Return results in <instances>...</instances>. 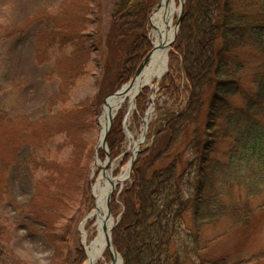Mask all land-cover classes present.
<instances>
[{"label":"rangeland","instance_id":"1","mask_svg":"<svg viewBox=\"0 0 264 264\" xmlns=\"http://www.w3.org/2000/svg\"><path fill=\"white\" fill-rule=\"evenodd\" d=\"M114 1L0 0V264H73L76 248L83 251V264L86 254L79 223L88 217L95 203L91 184L103 170L96 158L105 169L119 173L130 164L133 147L142 134L145 138L137 145L139 151L152 142L155 147L163 145L168 134L163 132L156 137L154 131L163 125L164 115L179 112L186 102L184 92L175 100L160 94L161 79L155 80L142 87L132 100L126 97L116 109L111 125L121 113L124 133L117 154H111L108 142V156L105 148L97 146L98 121L104 104V98L96 104L98 81ZM176 2L179 6V0ZM176 19L177 16L174 23ZM75 34H81L91 46L90 55L79 61L80 69L66 67L65 73L59 66L73 44L71 35ZM61 36L65 38L62 40ZM53 37L57 38L52 43ZM171 51L172 45L168 69ZM244 53L249 50L244 49ZM243 80L248 86L250 69L245 68ZM151 94L153 108L144 132L143 119ZM230 100L240 102L238 96ZM206 108L204 102L196 121L170 151L168 160L177 154L182 156L178 171L186 161L192 129L205 121ZM227 142L224 140L222 148ZM133 165L134 162L132 170ZM132 170L111 195L109 211L117 223L124 212L120 193L131 183ZM233 195L237 197L238 189ZM249 202L250 205H238L236 211H229L196 231L193 214L184 211L179 232L185 237L186 232L193 231L198 242L188 240V253L178 251L181 264H264V190ZM28 205H36L43 214L35 216ZM247 206L251 207L249 213L245 211ZM54 212L60 213L59 217H52ZM48 222L51 232L46 235ZM92 224L93 220L88 219L90 236L94 234ZM114 248L124 264L123 252ZM178 248V243L171 242L172 254ZM105 258L111 260L108 251Z\"/></svg>","mask_w":264,"mask_h":264},{"label":"trees","instance_id":"2","mask_svg":"<svg viewBox=\"0 0 264 264\" xmlns=\"http://www.w3.org/2000/svg\"><path fill=\"white\" fill-rule=\"evenodd\" d=\"M157 2L114 1L96 104L130 80L149 52L148 20ZM75 35L59 66L65 73L66 67L80 69L79 61L90 55L91 46L81 34ZM244 49L249 53L243 54ZM245 68L250 69L248 86L243 80ZM159 88L160 94L174 100L184 92L186 102L179 112L164 115L163 125L154 132L156 137L168 134L166 141L156 147L152 142L139 151L131 183L120 193L124 212L112 237L123 252L124 264H181L178 251L188 253L187 241L198 242L193 231L185 237L179 232L184 211L193 214L196 231L236 211L238 205H250L249 199L264 190V0H186L169 69ZM232 96L240 102H232ZM204 102L205 121L192 129L186 161L178 171L182 156L168 160L170 151L196 121ZM122 119L120 113L106 138L112 155L124 139ZM224 140L228 142L222 148ZM27 209L35 216L43 214L36 205ZM245 211L251 212V207ZM59 215L54 212L52 217ZM47 225L46 235L51 232ZM171 242L179 245L174 254L169 250ZM75 256L73 264H81L80 248Z\"/></svg>","mask_w":264,"mask_h":264},{"label":"bare ground","instance_id":"3","mask_svg":"<svg viewBox=\"0 0 264 264\" xmlns=\"http://www.w3.org/2000/svg\"><path fill=\"white\" fill-rule=\"evenodd\" d=\"M180 1V0H179ZM179 6L176 0H161L158 7L152 12L150 17L151 24V39L152 52L147 58L145 64L136 74L134 80L130 84L123 85L116 95L108 96L103 104V111L99 116L100 137L102 138L111 117L116 108L129 97L134 98L136 93L144 86L151 85L157 80L168 67V51L170 49L171 40L175 35L174 19L178 15ZM151 104L148 109V115L152 112L154 95L150 96ZM132 105L130 106V109ZM145 134L139 137V142H142ZM137 142L133 147L135 151L138 148ZM102 145V144H101ZM101 147V146H100ZM96 164L104 167L98 159ZM129 165H126L119 173L114 174L112 170L103 169L96 179L91 184V192L94 197V206L89 212L88 217L79 223V231L81 242L83 243L86 258L83 264H97L99 261H104L105 264H122L121 255L114 248L109 249L107 239L111 236V228L115 224V218L109 214L107 200L110 197L118 184H123L128 178ZM88 219L93 220L92 232L90 236L86 227ZM111 252L113 259L106 260L105 252Z\"/></svg>","mask_w":264,"mask_h":264},{"label":"water","instance_id":"4","mask_svg":"<svg viewBox=\"0 0 264 264\" xmlns=\"http://www.w3.org/2000/svg\"><path fill=\"white\" fill-rule=\"evenodd\" d=\"M160 1H161V0H160ZM160 1L155 5V7L153 8L152 12L158 7V5L160 4ZM183 5H184V0H180V1H179V12H178L177 19H176V23H175V35H174V37H173L172 40H171V44H172V42L174 41V39H175V37H176V34H177L178 25H179V22H180L181 14H182V12H183ZM151 52H152V49L148 52V54H147V55L144 57V59L141 61L140 65L138 66V68H137V70H136V72H135V75L132 77V79L129 81L128 84H130V83L134 80L136 74H137V73L140 71V69L143 67V65L145 64V62H146V60H147V58L149 57V55H150ZM166 72H167V70H165L163 74H165ZM118 91H119V90L113 92V93L110 94V95H116V94L118 93ZM110 95H108V96H110ZM108 96L105 97L104 101L106 100V98H107ZM113 116H114V114H113ZM113 116L111 117L110 122H109V124H108V127H107V129H106V132H105L104 135H103V138H102V140H101L102 143H100V141H99V143H98V145H97V146H99V145L102 144V148H105V151H106V155H107V156L109 155V153H108V151H107V149H106V136H107V133H108V131H109V129H110V125H111V122H112V118H113ZM99 140H100V139H99ZM137 152H138V151H136L135 153L132 154L133 157H132V159H131V161H130V164H129V174L131 173V170H132V164H133V162H134V160H135V158H136ZM103 169H105V167H103ZM110 199H111V198L109 197L108 200H107V205H108V207L110 206ZM109 214H110V213H109ZM114 226H115V224L112 226V228H113ZM107 245H108V248L112 250L113 245H112V241H111V236L108 237V239H107ZM109 254H110V256H111V259H113V255L111 254V252H109ZM121 262H122V261H121Z\"/></svg>","mask_w":264,"mask_h":264}]
</instances>
